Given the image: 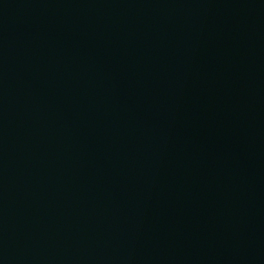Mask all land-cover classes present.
Segmentation results:
<instances>
[{"label": "water", "instance_id": "1", "mask_svg": "<svg viewBox=\"0 0 264 264\" xmlns=\"http://www.w3.org/2000/svg\"><path fill=\"white\" fill-rule=\"evenodd\" d=\"M0 264H264V0H0Z\"/></svg>", "mask_w": 264, "mask_h": 264}]
</instances>
